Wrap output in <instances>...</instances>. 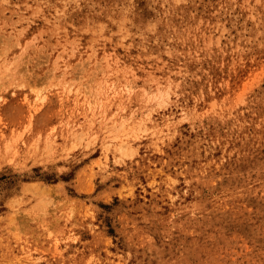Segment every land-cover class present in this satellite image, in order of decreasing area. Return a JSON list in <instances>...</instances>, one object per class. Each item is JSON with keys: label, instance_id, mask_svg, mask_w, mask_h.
<instances>
[{"label": "rangeland", "instance_id": "obj_1", "mask_svg": "<svg viewBox=\"0 0 264 264\" xmlns=\"http://www.w3.org/2000/svg\"><path fill=\"white\" fill-rule=\"evenodd\" d=\"M0 264H264V0H0Z\"/></svg>", "mask_w": 264, "mask_h": 264}, {"label": "bare ground", "instance_id": "obj_2", "mask_svg": "<svg viewBox=\"0 0 264 264\" xmlns=\"http://www.w3.org/2000/svg\"><path fill=\"white\" fill-rule=\"evenodd\" d=\"M68 81V80H67ZM67 81H65V82H67Z\"/></svg>", "mask_w": 264, "mask_h": 264}]
</instances>
